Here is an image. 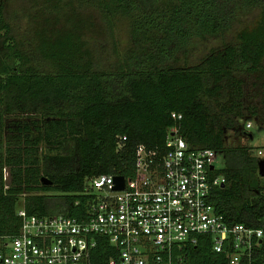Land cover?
I'll list each match as a JSON object with an SVG mask.
<instances>
[{
    "label": "trees",
    "instance_id": "obj_1",
    "mask_svg": "<svg viewBox=\"0 0 264 264\" xmlns=\"http://www.w3.org/2000/svg\"><path fill=\"white\" fill-rule=\"evenodd\" d=\"M13 1L0 0V251L18 230L20 207L78 215L85 177L130 175L136 145L161 147L172 124L192 147L221 152L214 173L223 183L207 196L216 212L258 224L259 147L227 144L224 130L244 116L264 122V0H22L20 36ZM254 8L253 19L222 38ZM215 37L218 45L190 61L196 44ZM235 132L251 137L244 127ZM95 240L92 262L109 264L115 249ZM182 254L184 264H227L207 234Z\"/></svg>",
    "mask_w": 264,
    "mask_h": 264
},
{
    "label": "built area",
    "instance_id": "obj_2",
    "mask_svg": "<svg viewBox=\"0 0 264 264\" xmlns=\"http://www.w3.org/2000/svg\"><path fill=\"white\" fill-rule=\"evenodd\" d=\"M124 138L117 136L116 148ZM215 152L192 147L170 125L161 147L136 145L131 174L121 175L120 188L114 187L120 174L85 177L78 215L27 214L20 207L18 230L3 244L0 264H94L96 235L115 249L109 264H184L183 249L198 234L210 237L227 264H264V214L256 226L227 222L207 200L209 190L223 183L214 173ZM256 154L264 156L260 148Z\"/></svg>",
    "mask_w": 264,
    "mask_h": 264
},
{
    "label": "rangeland",
    "instance_id": "obj_3",
    "mask_svg": "<svg viewBox=\"0 0 264 264\" xmlns=\"http://www.w3.org/2000/svg\"><path fill=\"white\" fill-rule=\"evenodd\" d=\"M11 4H12L11 8L16 11L12 18V23L14 26V30L17 29L15 33L18 36H20L23 30V23H24V19L20 17V12L22 10V7L24 6V2L22 0H14L13 3ZM258 11H259L258 8H254L253 10L249 12L239 14L237 16V20L233 23V25L228 30L224 32L222 38L223 39L231 38L234 35L235 31L242 24L247 23L251 19H253L257 15ZM115 31H116L115 36H116V40L118 43L117 45L120 47L124 46L127 40H126L125 32H124V29L121 23L118 22L116 24ZM222 38L221 37L209 38V39L203 40L199 42L198 44H196L191 49L190 61L194 62L197 59V57L201 55L202 53H204L210 46L218 45L221 42ZM246 121H249L251 123V126L246 129V131H248L251 134L250 138H246V135L235 132V129L237 127H240L241 129H243L244 127L243 124ZM224 134L226 138L225 142L227 144H230V143L247 144L253 147L254 149L256 147H259L262 151V155H264V122L257 123L253 120L251 116H244L241 119H238V124L236 127L225 129ZM214 162H215L214 165L217 168H221L223 166L224 159L220 151L215 152ZM259 182L264 184V177H260Z\"/></svg>",
    "mask_w": 264,
    "mask_h": 264
},
{
    "label": "water",
    "instance_id": "obj_4",
    "mask_svg": "<svg viewBox=\"0 0 264 264\" xmlns=\"http://www.w3.org/2000/svg\"><path fill=\"white\" fill-rule=\"evenodd\" d=\"M256 168H257V174L259 176L264 177V156L256 160ZM4 172H5L4 181L7 184L9 182V172H8L7 167L4 168ZM40 181L43 184L50 183V180L44 175L40 176ZM114 181H115V186H114L115 188H120L122 186V176L121 175H115ZM263 259H264V256H263Z\"/></svg>",
    "mask_w": 264,
    "mask_h": 264
}]
</instances>
